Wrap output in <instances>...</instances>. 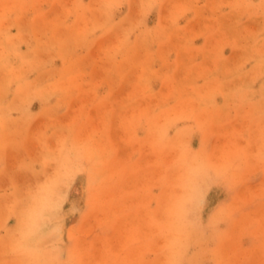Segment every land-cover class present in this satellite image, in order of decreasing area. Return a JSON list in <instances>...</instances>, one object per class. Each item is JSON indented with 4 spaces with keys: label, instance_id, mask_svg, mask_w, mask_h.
Masks as SVG:
<instances>
[{
    "label": "rangeland",
    "instance_id": "1",
    "mask_svg": "<svg viewBox=\"0 0 264 264\" xmlns=\"http://www.w3.org/2000/svg\"><path fill=\"white\" fill-rule=\"evenodd\" d=\"M0 264H264V0H0Z\"/></svg>",
    "mask_w": 264,
    "mask_h": 264
}]
</instances>
